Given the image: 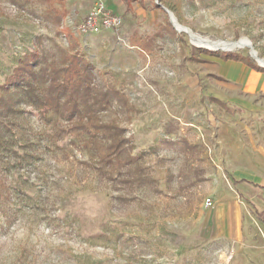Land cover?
I'll list each match as a JSON object with an SVG mask.
<instances>
[{
	"label": "rangeland",
	"instance_id": "374dc122",
	"mask_svg": "<svg viewBox=\"0 0 264 264\" xmlns=\"http://www.w3.org/2000/svg\"><path fill=\"white\" fill-rule=\"evenodd\" d=\"M123 1L0 0V83L28 50L84 58L96 84L126 102L97 116L129 144L102 159L106 142L90 145L72 124L45 125L18 104L2 120L0 264H264L254 196L251 206L239 199L230 179L264 156V77L217 58L240 54L259 66L252 49L264 60V0ZM100 7L121 25L81 32ZM164 9L203 39L250 46L196 47ZM192 46L210 63L192 62ZM230 205L235 236L222 226Z\"/></svg>",
	"mask_w": 264,
	"mask_h": 264
},
{
	"label": "trees",
	"instance_id": "16d2710c",
	"mask_svg": "<svg viewBox=\"0 0 264 264\" xmlns=\"http://www.w3.org/2000/svg\"><path fill=\"white\" fill-rule=\"evenodd\" d=\"M218 56L242 62L264 74V68L252 64L246 56ZM0 92V141L2 120L13 114L18 104L26 103L39 111L38 116L45 125L50 126L58 121L70 123L74 136L87 138L90 145H103L106 142L107 151L102 159L116 156L118 151L129 145L122 135V129L112 124H102L97 116L113 102H120L122 106L126 102L116 91L99 87L92 65L77 55L61 52L57 56L44 50L23 52L0 83Z\"/></svg>",
	"mask_w": 264,
	"mask_h": 264
},
{
	"label": "crops",
	"instance_id": "0c3cea01",
	"mask_svg": "<svg viewBox=\"0 0 264 264\" xmlns=\"http://www.w3.org/2000/svg\"><path fill=\"white\" fill-rule=\"evenodd\" d=\"M123 3L125 5V7L128 9L129 6H127V4L124 1H123ZM137 4H140V6L143 5L142 0H138ZM155 7L160 9L159 6H155ZM164 11L166 12L168 10L164 9ZM168 12H170V11H168ZM171 15H172V13H171ZM168 17H169L168 18L169 23L174 27L169 15H168ZM196 47L192 46L190 48V50H189V57L190 58L189 59L194 63L209 64L210 63L209 60H205L203 58H200L196 54L198 52V48H196ZM204 55H206V54H204ZM210 57H216V56L211 55ZM217 58L222 60L223 62H231L234 64H240L242 67L247 69V71H250L256 75H259L260 77H264V74L256 72L255 70L251 69L250 67L243 64L242 62L228 60V59H224L222 57H217ZM211 77L218 80V81H221V82H227V79L221 75H213ZM201 90L203 91V87H201ZM206 99L208 100V102L210 104L216 105V106L220 107L221 109L226 110L230 114H233L235 112L245 113V109L236 103L224 101V100H221L215 96H208L207 98H203V97L201 98V100H204V101H206ZM207 112H208V115H207L208 125L211 127H215L216 126V124H215L216 119L214 118L213 113H211L210 110H207ZM255 154H256V152H255ZM261 155L257 153L255 159L253 160V161H255V163H254L255 167H254L253 172L245 173L240 169H235V171L232 172V174H231L232 177L230 179H231L232 186H234L235 190H237L236 194L238 195L239 199L241 198L245 203H247L251 206L250 199H249L250 197L248 195L252 194L254 196V199L256 202L255 203L256 207H255L254 211L257 214H261L260 217H257V216L256 217H257L258 221L260 222V224H261L260 227L262 229V232L264 233V156H261ZM246 160L248 161V163H251V159L249 157ZM238 165H240V162L236 164V166H238ZM235 208H236L235 205L226 206L225 210H226L227 216H226V219H224L223 225H222L224 230H226L231 235H234L237 233L235 231V226L238 223V221L235 218L236 214H237V213H235ZM236 211L238 212V207L236 208ZM240 224H241V222L239 223V225Z\"/></svg>",
	"mask_w": 264,
	"mask_h": 264
},
{
	"label": "bare ground",
	"instance_id": "6f19581e",
	"mask_svg": "<svg viewBox=\"0 0 264 264\" xmlns=\"http://www.w3.org/2000/svg\"><path fill=\"white\" fill-rule=\"evenodd\" d=\"M171 21L174 27L181 32H185L188 34V37L190 38L191 43L194 46L197 47H203L209 50H230L235 47H249L250 44L246 39H241L237 43H227V42H222V41H210L207 39H203L199 37L198 35L194 34L191 30L188 28H185L181 26L176 18L172 15L171 16ZM251 56L262 66H264V60H261L257 57V54L254 50L251 49Z\"/></svg>",
	"mask_w": 264,
	"mask_h": 264
},
{
	"label": "built area",
	"instance_id": "2783aa9c",
	"mask_svg": "<svg viewBox=\"0 0 264 264\" xmlns=\"http://www.w3.org/2000/svg\"><path fill=\"white\" fill-rule=\"evenodd\" d=\"M121 25V20L117 16L102 13V7L95 12H89L80 26L81 32L97 33L100 28L116 29ZM209 205V202H208Z\"/></svg>",
	"mask_w": 264,
	"mask_h": 264
},
{
	"label": "water",
	"instance_id": "95a60500",
	"mask_svg": "<svg viewBox=\"0 0 264 264\" xmlns=\"http://www.w3.org/2000/svg\"><path fill=\"white\" fill-rule=\"evenodd\" d=\"M166 12H167V14L170 16V18H171V16H172L171 13L168 12V11H166ZM250 56H251V51H250ZM251 57H252V56H251ZM258 64H259V63H258ZM259 67L264 68V66H262V65H260V64H259Z\"/></svg>",
	"mask_w": 264,
	"mask_h": 264
}]
</instances>
